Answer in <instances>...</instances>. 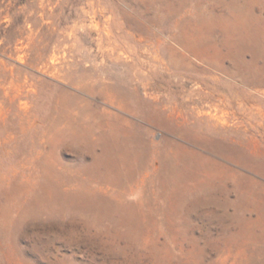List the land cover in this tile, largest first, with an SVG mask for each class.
<instances>
[{
    "label": "rangeland",
    "instance_id": "obj_1",
    "mask_svg": "<svg viewBox=\"0 0 264 264\" xmlns=\"http://www.w3.org/2000/svg\"><path fill=\"white\" fill-rule=\"evenodd\" d=\"M0 264H264V0H0Z\"/></svg>",
    "mask_w": 264,
    "mask_h": 264
}]
</instances>
